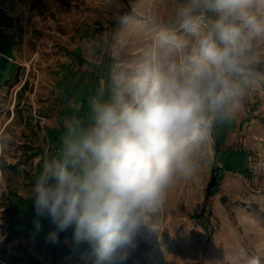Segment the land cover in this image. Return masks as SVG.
Here are the masks:
<instances>
[{
	"label": "clouds",
	"instance_id": "clouds-1",
	"mask_svg": "<svg viewBox=\"0 0 264 264\" xmlns=\"http://www.w3.org/2000/svg\"><path fill=\"white\" fill-rule=\"evenodd\" d=\"M111 57L86 115L65 119L32 185L36 216L55 225L47 238L74 227L100 262L142 227L155 230L168 190L194 174L217 125L241 106L264 68V0H177L170 19Z\"/></svg>",
	"mask_w": 264,
	"mask_h": 264
},
{
	"label": "rangeland",
	"instance_id": "rangeland-1",
	"mask_svg": "<svg viewBox=\"0 0 264 264\" xmlns=\"http://www.w3.org/2000/svg\"><path fill=\"white\" fill-rule=\"evenodd\" d=\"M176 3L0 0V10L15 17L22 31L26 28L34 38L39 36L43 49L78 44L87 58L99 62L103 52L111 57L118 42L135 43L153 24L170 19ZM98 26L103 27L102 33ZM95 31L96 36L90 37L89 32ZM99 38L105 44L96 53ZM13 103L6 101L4 110L9 111L10 105L16 110ZM22 108L39 110L29 97ZM4 115L0 121V264H11L10 251L18 242L7 244L4 239L17 228L18 215L12 211L14 203H7L11 195H1L10 188L6 183L14 175L8 165L28 160L30 153L25 144L28 131L25 133L19 119L9 123L7 113ZM215 130L218 139L213 132V142L194 174L171 187L152 216L155 230L142 227L132 246L118 250L110 261L100 262L94 246L77 240L71 227L58 251L67 255L55 264H247L250 256H259L264 264V68L253 77L241 106ZM7 205L10 208L4 210ZM202 211L205 215L199 220L195 215Z\"/></svg>",
	"mask_w": 264,
	"mask_h": 264
},
{
	"label": "crops",
	"instance_id": "crops-1",
	"mask_svg": "<svg viewBox=\"0 0 264 264\" xmlns=\"http://www.w3.org/2000/svg\"><path fill=\"white\" fill-rule=\"evenodd\" d=\"M41 42L39 36L34 38L26 28L22 31L15 17L0 10V121L6 113L9 123L16 118L21 121L25 133L28 131L25 144H29L30 153L28 160L9 168L14 175L10 176V183H6L10 188L2 193L3 198L11 195L7 203H14L12 211L18 215L15 230L19 232L14 239L18 247L10 251L11 259H15L11 264H54V251L58 253L66 243L64 237L71 227L59 232L56 242L47 238L55 225L48 217L36 216L32 185L40 171L42 157L54 153L65 119L74 114L86 115L88 102L103 84L112 62L87 58L78 44L72 47L61 43V49L56 45L43 49ZM27 97L39 108L38 112L22 108ZM6 101L14 102L16 110L11 109L10 104L9 111L4 110ZM0 149H3L1 145ZM6 208L10 206H3L4 210ZM36 219L41 223L39 231L34 226Z\"/></svg>",
	"mask_w": 264,
	"mask_h": 264
},
{
	"label": "trees",
	"instance_id": "trees-1",
	"mask_svg": "<svg viewBox=\"0 0 264 264\" xmlns=\"http://www.w3.org/2000/svg\"><path fill=\"white\" fill-rule=\"evenodd\" d=\"M98 28H99V30H98V32H103L104 31V29H103V27L102 26H98ZM98 32H89V36L90 37H95L96 36V33H98ZM98 45L97 46H95V48H94V51L96 52V53H101L102 52V48H103V45L105 44V42H104V40L103 39H101V38H99L98 39ZM93 47V46H92ZM110 60H112L111 59V57L110 56H108L107 54H106V52H103L102 53V56H101V62L102 63H105V62H107V61H110ZM258 71H260V72H262V68L261 69H259ZM214 136H215V138L216 139H218V134H217V132H216V130L214 131ZM15 166L16 165H12V164H9L8 165V168H15ZM9 192H11V191H9ZM14 195H16L15 193H14ZM2 197H3V195H1ZM204 215H205V212L204 211H202V212H200V213H197L195 216H196V218H198L199 220H201L202 218H204ZM18 232L19 231H12L7 237H6V239H4V242L5 243H10V242H12L16 237H17V235H18ZM67 255V253H65L64 252V254H59V253H55V251H54V253H53V260H54V264L57 262V260H59V259H61V258H63L64 256H66ZM22 258V257H21ZM16 259H17V257H16ZM13 260H15L14 258H13ZM12 260V261H13Z\"/></svg>",
	"mask_w": 264,
	"mask_h": 264
}]
</instances>
